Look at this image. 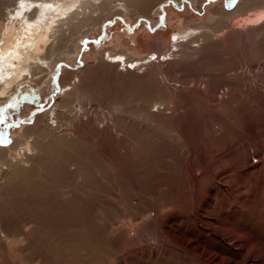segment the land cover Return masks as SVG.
<instances>
[{
    "label": "rangeland",
    "instance_id": "374dc122",
    "mask_svg": "<svg viewBox=\"0 0 264 264\" xmlns=\"http://www.w3.org/2000/svg\"><path fill=\"white\" fill-rule=\"evenodd\" d=\"M8 1L0 0V19ZM66 1L74 3L72 10L101 17L95 29L68 39L66 54L54 63L58 74L38 75V86L25 79L8 89L0 100V152L62 99L64 84L77 79L83 96L72 99L67 116L84 121L82 133L66 130L68 120L52 129L98 143L38 139L30 170L0 195V264H200L185 248L159 243L171 217L182 223L177 221L170 233L193 238L191 247L243 264H264V27L259 25L264 14L246 19L255 9L264 10V0H107L109 7L105 0ZM118 3L131 8L118 10ZM174 31L190 35L178 39L184 43L179 51L174 41L168 43ZM249 32H255L254 40ZM190 37L193 43L187 42ZM105 51L149 60L123 72L133 67L108 65ZM155 51L160 60H151ZM206 90L220 104L217 109L211 102L210 111L198 93ZM132 144L139 145L133 160L132 154L117 156ZM195 151H207L210 158L192 181L187 156ZM223 152L219 166L215 160ZM117 162L133 165V174L145 171L143 187L159 211L157 222L142 199L130 193V177L118 174ZM208 188L215 195L210 216L216 220L210 227L225 244L211 231L201 234L193 220ZM128 202L132 212L124 210ZM203 224L210 222L204 218ZM230 229L244 235L246 244ZM143 246L153 254L141 251Z\"/></svg>",
    "mask_w": 264,
    "mask_h": 264
},
{
    "label": "bare ground",
    "instance_id": "6f19581e",
    "mask_svg": "<svg viewBox=\"0 0 264 264\" xmlns=\"http://www.w3.org/2000/svg\"><path fill=\"white\" fill-rule=\"evenodd\" d=\"M75 1H77V0H75ZM179 1H183V0H179ZM8 2H10V3L7 4L5 7L6 11H5V13H3L4 18L0 19V100H3V98H5L9 95L10 91L8 89H10L12 86L15 89V87H16L15 85L21 84V82H23L25 79H28L29 81H33V83L38 86L39 83H41V77H38V75H40L42 73H46V72H48L49 75L54 74V72L57 73L56 68H55L57 66L54 67V63L56 60L60 59L59 55H65L66 54V50L68 49L67 43L69 42L68 39L73 35L74 36H76V35L83 36L87 33V31L90 30V28L95 29V26L98 23V18H97L98 15H99V17H101L100 13L98 14V12H92L90 10L85 11V9H84V11L81 10L80 12H78L76 10H72L74 7V3H72V2L69 3L66 0H18L15 5H13L14 0H9ZM80 3H79V5H81ZM164 3H166V2H164ZM125 4H126V2H125ZM125 4L118 3V4H116V6L120 7V9H118V10L124 9V11L126 9H128V7L131 8V5H129V4L125 5ZM103 5L106 7L108 6L107 0H105ZM158 6H160V5L159 4L156 5V7H158ZM117 12H115V13H117ZM94 13H95V15H94ZM0 14H1V11H0ZM261 14H264V10L255 9L252 13L250 12V14L248 16H246V19H250L253 16H259ZM262 19L263 20L261 22L259 21L260 22V24H259L260 28H261V26L264 27V18H262ZM99 23H100V21H99ZM84 28H86L87 30H84ZM188 31H194V30L191 29ZM254 33L249 32L248 38H253V40H254V37H255ZM187 35L190 36L189 33L185 35V33L183 34L181 32L174 31L171 34V36L168 38V43L169 42L172 43L174 41L175 44L173 43V45L178 47L177 51H179V48L181 47L183 42H178V39L181 38V36H187ZM193 39H194V37H190L187 40V42L192 41V43H193ZM170 45H172V44H170ZM183 45H184V43H183ZM70 48H72V47H70ZM103 53H108L106 58H105L107 60L103 59L105 56L102 54L103 62L106 61L105 63H108L107 61H109L110 64L108 63V65H111V66H117L118 65L119 66V64L120 65H123V64L126 65L127 64V67H133V69L131 68V70H133V71H130L129 69L125 68V70H123V72H134V65L135 64L139 63L140 65H143L145 60H147V61L149 60V59H147V57H143V58L141 57V58H137V59H130L129 58V60H128V58L126 57V54L122 51L114 52V53H110V52L105 51ZM153 53H155L154 55H156V56L154 58H151V60H153V59L154 60H160L161 57L157 55L156 51ZM171 54H173V51H171ZM18 57H20L19 63H18ZM163 57H165V54H163ZM136 67H139V66L136 65ZM41 76H45V75H41ZM7 80H9V81H7ZM65 80H67V79H65ZM68 81H70V79ZM66 87H68V89H65ZM62 88L65 89V90H63V93H62V99L59 101H55L54 104L51 106V108L50 109L48 108V111L46 112L45 115H38L36 117V119L34 120L33 124L31 126H29L28 130L26 129L24 131H21V130L18 131L17 134H18L19 141L15 145L11 146L9 149L6 147L8 149V150H6V152H2V153L0 152V158L3 160V162L0 163V195L1 196L3 195V194H1V192H5V191H7V189L10 190L11 187L13 188V186L11 184H13L14 181H16L17 179L21 178L23 171L26 168L29 167V170H30V168H31V164H30L31 161L30 160L33 156L38 154V150H39L38 139L39 138H41V140L49 138V144L51 142H54L55 140H57L59 138H63V137H67L69 139H74V140L78 139V140H81L83 142L85 140L86 141L88 140V142L92 143L94 146L96 143H98L97 140L91 141L90 139H85V138H82L81 136L76 137V136H79L78 133H80V134L82 133L81 128L84 127L83 126L84 121L82 122L80 119H78L76 121L75 120H69L68 119L69 117L67 116V112H68L67 110L69 109L70 105L72 104V102H71L72 99L74 98V99L78 100L79 98H81V96H83L82 95L83 89L79 87V79H77V83L73 82L72 84L71 83H68L66 85L64 84V86H62ZM198 93L206 99L207 104L210 103V105L208 106L210 111H212L211 110V102L213 103L212 105L214 107H216V109H217V107L220 106V104L216 103L215 98H212L210 91L206 90L204 92L201 91ZM64 97H68V99L65 100ZM206 103H205V105H206ZM115 104H117V103H115ZM69 110H72V109H69ZM187 111L188 110L185 111V109H184L183 113L187 114ZM153 112H159V108H157L156 111H153ZM191 113H192V111H191ZM50 116L52 117L51 120L54 121L53 123L55 124V126H53V127H51V124L48 123ZM66 120H68V122H69L68 125L63 124V121L65 122ZM149 121H151V120H149ZM209 122L211 123V121H209ZM61 123L65 126L66 130L73 131V134L76 136L67 135L66 132L61 133L62 131L56 132V130L52 129V128L55 129ZM153 123H155V122H152V124ZM210 127H211V125H210ZM97 130L98 129L95 128V131H97ZM54 132H56V133H54ZM84 133H85V131H84ZM98 133H99V131H98ZM200 133L201 132L199 131V134ZM76 142H78V141H76ZM205 146H209V145H205ZM56 147H57V145H56ZM138 147H139V145L132 144V146L127 147L128 149L127 148L122 149L123 154H121L122 153L121 151H117V156L122 155L121 157L128 158V155L130 156L132 154L130 157H132V160H133V158H134L133 154L136 155L135 152L138 150ZM17 148H19V149L17 150ZM209 148H210V146L208 147V149ZM190 152L188 153V156H187L188 166L186 167V169L188 168L187 170H188L189 178L192 181H196L198 178L197 175L199 174L198 170H203V169L207 168L208 161H209L210 157L208 158V156H205L208 154L207 151L203 152L205 155L204 154H197L196 153L197 151L192 152V154H190ZM211 152H213V151L211 150ZM16 153H18L20 155V157L17 159L19 161H17L15 158ZM49 153H50V150H49ZM51 153H55V154L58 153L57 155H59V152H51ZM223 154H225V152L221 153L220 154L221 156H219V159L215 160L216 164H218L220 162L219 166H221L222 160L225 158L224 157L222 159ZM238 154H239V152H238ZM243 154H245V153H243ZM44 155L46 156V154H44ZM59 158H61V157H59ZM44 160H43V162H44ZM49 160L50 161L56 160V162L57 161L61 162V160H58V157H53V156H50ZM68 160H69V158L65 159L64 161H68ZM239 162H240V160H239ZM62 163H64V162L62 161ZM28 164H29V166H28ZM117 164H118L117 167H115V166L114 167L118 171V174L119 175L121 174L123 177L124 176L130 177V180H131V183L129 182L130 183V186H129L130 187V193L137 194L142 199V201L146 204V207H148L150 209V211H152L155 214L154 222H157L159 211L156 209L155 204H153V201L147 197V195L145 193L146 188L143 187V185H145V181L147 180L146 179L147 177H145V174H146L145 171L142 169L141 173L138 171L137 174H133V173H136L135 169H133V165L132 166L131 165H125L124 166V164L122 165L121 163H118V162H117ZM4 165H5V167L3 168ZM60 165H63V164H60ZM66 166H68V165H66ZM70 166H75V164L74 165L70 164L69 167ZM194 166L196 167V169ZM71 169H73V171L75 170L74 167L73 168L71 167ZM76 171H78V170H76ZM209 172H210V170H209ZM24 173H26V172L24 171ZM115 173L116 172H114V174ZM136 175H137V177H136ZM204 175H207L206 171H204ZM121 178L122 177H120V179ZM117 179H119V178H117ZM151 179H152V176H151ZM14 186H17V185H14ZM224 187H225L224 184L221 185V188H224ZM49 191H50V189H49ZM128 191H129V189H128ZM60 195H65V197H68L67 193H62ZM74 196H76V195H74ZM203 197L205 199V203L203 205V208L199 209L197 211L198 216H195V218L193 219V220H195V225L197 226V228L201 234L208 236V235H210L208 232L211 231V234L214 235V237H216L218 240H220L222 242V244H225L224 243L225 239L222 236H220L219 234H217L213 230V228L210 227L211 222H214L216 220L214 218H211V216H210L211 205H212L213 198L215 197V195L212 194L211 189L208 188L205 192H203ZM195 198H198V197H195ZM200 205H201V203H200ZM124 206H125L124 207L125 209L124 208L123 209L128 211V212H132L133 210H135V209L130 208L131 205L129 204V202L127 204H124ZM204 218L207 219L210 222V224H206V225L203 224ZM168 221H167L168 225L166 224L167 226H165V228H163L164 233H162L161 236H158L159 243L163 244L164 246L171 247L174 245L175 246L179 245V246L185 248L190 253V255H192V260H196L199 262L201 261L200 264H209L210 262H220V264H221V263H223V260L225 261L224 264H243V263H240L241 261L236 262V261L230 259L229 257L224 256V254L223 255H221V254L220 255H217V254L211 255V253H209L203 247H195V248L191 247V243H192L191 240L193 238L185 240V239H182L180 237H175L172 235L173 233H170L171 232L170 229L173 228L172 226L175 227L177 225V221H179L177 219V217L176 218L171 217L170 219H168ZM179 222L182 223V219H180ZM97 230L99 231V229H97ZM228 230H229V228H228ZM230 233L235 235L236 239L239 240L240 243L246 244L247 240L245 239L246 237L244 235H237V233L233 229L232 230L230 229ZM92 237H91V239H92ZM122 238H125V236L124 237L119 236L117 239L120 240ZM109 240H111V239H109ZM141 245H143V243ZM141 251H143V252L150 251L151 252L150 254H153V252H152L153 250H151L148 246H143L141 248ZM189 253H187V254H189ZM195 256H197V257H195ZM249 258H250V256H249ZM208 260L210 261L209 263H208Z\"/></svg>",
    "mask_w": 264,
    "mask_h": 264
}]
</instances>
